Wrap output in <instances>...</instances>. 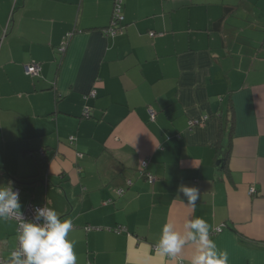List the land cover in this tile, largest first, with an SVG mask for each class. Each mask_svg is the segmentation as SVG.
<instances>
[{
	"label": "crops",
	"instance_id": "0c3cea01",
	"mask_svg": "<svg viewBox=\"0 0 264 264\" xmlns=\"http://www.w3.org/2000/svg\"><path fill=\"white\" fill-rule=\"evenodd\" d=\"M114 1L0 0V183L71 220L77 264H179L155 245L190 217L228 264H264V0H122L109 33Z\"/></svg>",
	"mask_w": 264,
	"mask_h": 264
},
{
	"label": "clouds",
	"instance_id": "9594fccd",
	"mask_svg": "<svg viewBox=\"0 0 264 264\" xmlns=\"http://www.w3.org/2000/svg\"><path fill=\"white\" fill-rule=\"evenodd\" d=\"M177 192V197L182 194L192 207L200 199L195 186L180 184ZM20 209L19 191L14 190L11 181L0 183V220L19 218L17 246L11 250L7 264H77L75 241L68 238L73 228L71 220L61 219L47 204L35 208L33 218L27 220ZM209 227L202 217L187 218L183 232L172 222H166L155 250L162 257L178 259L179 264H184L182 253L191 243L194 250L188 264H228V253L218 249L210 238Z\"/></svg>",
	"mask_w": 264,
	"mask_h": 264
},
{
	"label": "built area",
	"instance_id": "2783aa9c",
	"mask_svg": "<svg viewBox=\"0 0 264 264\" xmlns=\"http://www.w3.org/2000/svg\"><path fill=\"white\" fill-rule=\"evenodd\" d=\"M122 0H115L114 2V18L112 20V24L109 28H107V31L109 33H116L119 29H120V21L124 20V14L122 12ZM119 21V22H118ZM118 22V23H117ZM154 34V33H152ZM60 51H63L65 49V43L62 44L60 47ZM24 69L27 73H31V74H39L40 73V69L41 66L38 62L34 61L31 63H26L24 64ZM93 94H95V91L92 92ZM148 111L151 115L152 118H154L155 116V111L152 107L148 108ZM85 112H88L87 107L85 108ZM42 153L44 154V152L42 151ZM147 160L144 159L142 164L146 165ZM149 180L153 181L154 180V176L149 175ZM14 190H18L19 191V198L21 195V188L19 185L17 184H12ZM255 187H250V192H255ZM45 206V204H40V203H35L33 201H29L28 203H26V205L24 206L23 209L21 210V213L23 214V217L27 220V219H32L33 218V214H34V210L37 207H43ZM17 221L18 225H19V218H13ZM7 258L8 257H4L0 255V264H7Z\"/></svg>",
	"mask_w": 264,
	"mask_h": 264
},
{
	"label": "trees",
	"instance_id": "16d2710c",
	"mask_svg": "<svg viewBox=\"0 0 264 264\" xmlns=\"http://www.w3.org/2000/svg\"><path fill=\"white\" fill-rule=\"evenodd\" d=\"M115 2V1H114ZM234 9V5H229L228 7H226L225 8V10H226V13L227 12H229V11H232ZM124 14V13H123ZM114 18V7H113V11H112V19ZM124 19H125V15H124ZM123 21V20H122ZM122 21H120V23L122 22ZM220 21H221V19H220ZM119 22V21H118ZM117 22V23H118ZM119 23V24H120ZM111 25H109V27H110ZM108 27V28H109ZM64 43H67V40L64 42ZM62 52V51H61ZM29 63H31V62H29ZM26 64V63H25ZM87 107V109H88V106H86ZM228 118H227V120H229L230 121V135H231V133H232V131L234 130V125H235V106H234V103H233V101L230 99L229 100V106H228ZM90 112H89V110H88V112H84V114L85 115H88ZM230 145H231V143H230ZM230 148V147H229ZM143 166H145V165H143ZM145 174V173H144ZM148 179H149V177H148ZM20 182V181H19ZM20 183H18V185H19ZM20 186V185H19ZM21 188V187H20ZM21 192H22V189H21ZM21 196V195H20Z\"/></svg>",
	"mask_w": 264,
	"mask_h": 264
},
{
	"label": "rangeland",
	"instance_id": "374dc122",
	"mask_svg": "<svg viewBox=\"0 0 264 264\" xmlns=\"http://www.w3.org/2000/svg\"><path fill=\"white\" fill-rule=\"evenodd\" d=\"M30 191V189L28 187H24V193L23 194H27Z\"/></svg>",
	"mask_w": 264,
	"mask_h": 264
}]
</instances>
